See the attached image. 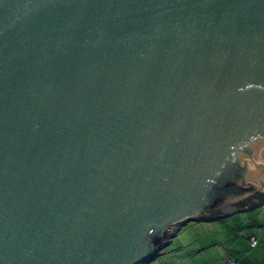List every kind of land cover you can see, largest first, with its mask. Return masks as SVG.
Instances as JSON below:
<instances>
[{
  "label": "water",
  "instance_id": "obj_1",
  "mask_svg": "<svg viewBox=\"0 0 264 264\" xmlns=\"http://www.w3.org/2000/svg\"><path fill=\"white\" fill-rule=\"evenodd\" d=\"M264 200V0H0V264H150Z\"/></svg>",
  "mask_w": 264,
  "mask_h": 264
},
{
  "label": "crops",
  "instance_id": "obj_2",
  "mask_svg": "<svg viewBox=\"0 0 264 264\" xmlns=\"http://www.w3.org/2000/svg\"><path fill=\"white\" fill-rule=\"evenodd\" d=\"M217 234L199 245L194 264H264V200L251 209L238 210L223 218L204 221L216 222ZM256 238L252 245L250 238Z\"/></svg>",
  "mask_w": 264,
  "mask_h": 264
},
{
  "label": "rangeland",
  "instance_id": "obj_3",
  "mask_svg": "<svg viewBox=\"0 0 264 264\" xmlns=\"http://www.w3.org/2000/svg\"><path fill=\"white\" fill-rule=\"evenodd\" d=\"M216 222L188 221L182 225L160 254L150 264H194L193 254L199 245L210 241L217 234L212 228Z\"/></svg>",
  "mask_w": 264,
  "mask_h": 264
},
{
  "label": "built area",
  "instance_id": "obj_4",
  "mask_svg": "<svg viewBox=\"0 0 264 264\" xmlns=\"http://www.w3.org/2000/svg\"><path fill=\"white\" fill-rule=\"evenodd\" d=\"M250 242H251L252 245H255L256 242H257V240H256V238L251 237V238H250ZM226 264H235V263H233L232 261L228 260V261L226 262Z\"/></svg>",
  "mask_w": 264,
  "mask_h": 264
}]
</instances>
